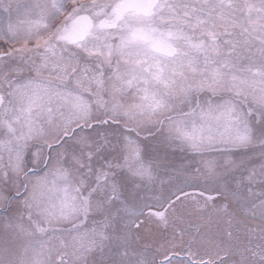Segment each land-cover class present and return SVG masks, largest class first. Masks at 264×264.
<instances>
[{
  "label": "snow or ice",
  "instance_id": "6c2138e0",
  "mask_svg": "<svg viewBox=\"0 0 264 264\" xmlns=\"http://www.w3.org/2000/svg\"><path fill=\"white\" fill-rule=\"evenodd\" d=\"M2 6L0 264H264V0Z\"/></svg>",
  "mask_w": 264,
  "mask_h": 264
},
{
  "label": "rangeland",
  "instance_id": "374dc122",
  "mask_svg": "<svg viewBox=\"0 0 264 264\" xmlns=\"http://www.w3.org/2000/svg\"><path fill=\"white\" fill-rule=\"evenodd\" d=\"M13 2H15V0H0V52H8L11 49L20 47L19 43H14L13 40L10 38V36L4 33L2 27V25L6 23L8 19V13L4 11L2 5H6ZM11 15H12V19L14 20L15 19L14 9L12 10ZM145 143H146V149L148 155L155 158L158 161L163 162V169L161 171V176L166 181L168 180L169 176H176L175 182L179 183L182 180V177L178 176L174 170L180 168L181 166L192 167L195 165V160L189 152L182 151L181 149L175 146H170L164 140L163 134L152 137L149 141H146ZM17 209L22 211V208L19 205L14 204L11 214L13 215L15 210ZM5 238H6L5 224L3 223L2 218H0V245L3 244Z\"/></svg>",
  "mask_w": 264,
  "mask_h": 264
},
{
  "label": "flooded vegetation",
  "instance_id": "af4514ba",
  "mask_svg": "<svg viewBox=\"0 0 264 264\" xmlns=\"http://www.w3.org/2000/svg\"><path fill=\"white\" fill-rule=\"evenodd\" d=\"M0 213H2V214H0V216H2L0 218H2L4 224H5L6 217L10 218L12 216V214H11L12 212L11 211H6L5 209H3V207H0Z\"/></svg>",
  "mask_w": 264,
  "mask_h": 264
}]
</instances>
